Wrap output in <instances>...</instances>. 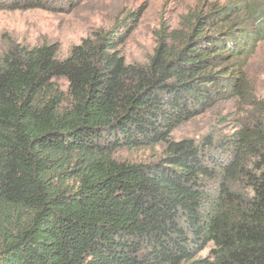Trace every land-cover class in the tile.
<instances>
[{"label":"trees","instance_id":"trees-1","mask_svg":"<svg viewBox=\"0 0 264 264\" xmlns=\"http://www.w3.org/2000/svg\"><path fill=\"white\" fill-rule=\"evenodd\" d=\"M129 15L64 57L55 42L0 55V264H264V102L247 80L264 0L197 4L158 28L144 64L121 52ZM250 95L253 115L230 134L171 138ZM157 145L155 161L115 156Z\"/></svg>","mask_w":264,"mask_h":264},{"label":"rangeland","instance_id":"rangeland-1","mask_svg":"<svg viewBox=\"0 0 264 264\" xmlns=\"http://www.w3.org/2000/svg\"><path fill=\"white\" fill-rule=\"evenodd\" d=\"M213 1V0H209ZM222 1V0H221ZM207 0H81L74 8L52 7L50 9H0V55L12 44L38 45L57 43L59 55L64 57L71 46L99 29L106 30L115 22L130 19V13L138 16L121 52L127 63L144 64L153 53L156 44L155 32L163 25L177 28L181 17L197 4ZM247 77L249 90L255 99L264 102V41L251 57ZM253 96V97H254ZM224 103L217 108L180 125L171 133L178 140L188 137L197 142L207 133L214 137L230 134L238 124L250 120L254 105ZM162 145L148 149L116 152L117 159L130 162H150L161 156ZM209 247L200 252L208 254Z\"/></svg>","mask_w":264,"mask_h":264}]
</instances>
